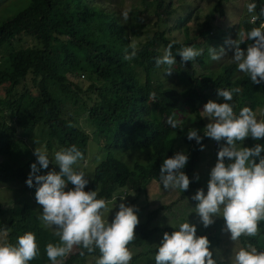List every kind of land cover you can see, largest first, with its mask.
<instances>
[{"label": "trees", "instance_id": "obj_1", "mask_svg": "<svg viewBox=\"0 0 264 264\" xmlns=\"http://www.w3.org/2000/svg\"><path fill=\"white\" fill-rule=\"evenodd\" d=\"M161 1L156 0V14H160ZM219 2L216 0L214 7L217 8ZM252 2L256 4L253 14L258 19L250 21L253 14L242 17L240 25L245 32L259 27L264 21V16L260 15L264 0H248V3ZM165 8L168 9V4ZM134 15L127 21L119 20L113 10L105 8L97 0H12L10 5L5 4V9L0 10V45L22 35L36 40V44L17 47L0 58V84H5L0 104L8 107L9 114L22 131L28 132L37 123L44 125L47 147H51L52 142L61 148L75 144L83 154L89 136L75 120L77 116L87 119L99 132L98 144L106 153L93 166L85 191H97L98 198L106 200L118 187L140 189L150 179L159 176L163 160L176 153V135L191 145L187 150L190 155L184 172L191 181L189 187L197 185L191 179V172L200 145L186 136L187 131L193 128H172L167 123L169 116L181 120L186 110L194 112L196 121L202 123L199 110L190 98H198L205 104L208 90L239 87L240 93L234 94L230 102L237 112L244 106L254 111L264 99V83L252 84L249 77L237 70L233 61L209 70L206 77L194 73L191 61L182 62L176 55L177 51L193 42L186 25L180 40L167 37L163 30H154L137 45V56L131 61L125 60V50L130 51L129 36H139L144 27L139 13ZM196 28V36L205 37L210 25L204 19L197 23ZM173 41L172 52L176 55L173 74L177 84L164 85L161 80L153 78V71L157 68L155 59L161 56L159 48L164 50ZM251 43L254 41H246L240 47L245 50ZM205 56L208 54L196 58L199 64L204 65L207 61ZM135 66L143 71L142 81L135 72ZM27 73L30 74L31 89L17 90L15 86ZM79 74L86 75V85L74 80ZM92 77L106 84L97 85L90 80ZM152 92L156 93L155 101L150 98ZM69 107L72 108L68 111ZM201 136L203 142L206 137L204 133ZM213 147L217 154L219 144L216 141ZM128 148L139 149V152L148 150L144 159H134L131 163L111 153L112 149ZM0 155L3 156L0 159V181L19 180L26 184L36 157L28 144L17 137L12 119L3 117H0ZM42 170L45 169L37 174L48 172L43 173ZM30 190L31 200L20 197L11 206V213L0 216V232L6 231L8 242L16 241L25 232H33L40 254L30 264H44L50 262L45 252L47 243H55L58 238L38 219L35 181ZM157 209L153 208L147 219L139 223L135 229L136 238L129 246L142 244L156 231H175L176 228L166 226H148L147 220ZM3 211L4 206L0 203V215ZM197 235L204 234L199 232ZM240 239L244 242V237ZM248 243L255 245L256 237L249 238ZM257 248L264 250V246ZM82 250L72 251L64 258L63 264H72L77 257H82L79 254ZM84 251V256H99L98 250L92 254ZM140 254L143 252L137 255ZM217 261L220 264V260ZM224 264H230V261L224 260Z\"/></svg>", "mask_w": 264, "mask_h": 264}, {"label": "clouds", "instance_id": "obj_2", "mask_svg": "<svg viewBox=\"0 0 264 264\" xmlns=\"http://www.w3.org/2000/svg\"><path fill=\"white\" fill-rule=\"evenodd\" d=\"M247 12L255 13L254 2L246 5ZM264 16V9H261ZM125 21L128 13H123ZM256 15H250L249 20L255 22ZM246 41H254L248 45L246 52L240 45ZM170 42L163 54L155 59L157 68L163 67L168 76L173 74L176 55L182 62L194 61L202 55V50L192 46L181 47L174 56L173 44ZM225 44L234 49L232 61L237 70L250 78L252 84L264 83V21L259 27L250 31H239L238 39H226ZM125 50L124 59L133 60L138 53V46L130 42ZM225 49L219 52L209 48V56L213 61L220 60ZM240 88H218L216 94L225 102L218 103L208 100L200 111L201 118L209 122L203 129L204 136L219 144L217 160L209 173L207 192L197 189L191 197L196 201L193 208L200 223L205 228L215 223L216 217H222V231L230 234L234 244L241 237L255 238L261 236L260 222H264V145L259 143L253 147L242 146L244 140L264 138V109L260 110V118L252 108L244 106L235 111L234 94L240 93ZM156 93H150L155 101ZM167 123L172 128H181L182 122L169 116ZM188 140H195L204 150L201 143L203 137L198 130L189 129ZM224 141V143H220ZM215 143V142H214ZM36 162L31 164V172L26 180L28 187H33L35 181V200L41 206L42 212L38 219L41 225L52 231L57 242H49L45 252L51 264H63V260L74 248L83 249L80 256L99 252L95 264H130L133 252L129 244L135 238V229L140 220L137 207L124 202L126 196H120L121 202L113 218L108 217L117 206V198L108 201L98 198L97 191H85L89 180L83 171L74 168L84 159L83 152L75 145L55 151L50 159L47 151L35 148ZM259 158V162H256ZM189 156L184 151H177L173 156L165 158L159 170L158 181L164 190L187 191L190 179L182 169L188 163ZM52 163L59 167L46 174H37L41 169H48ZM39 165V167L37 166ZM199 180V175L194 177ZM69 183L72 185L68 188ZM67 189V190H66ZM40 254L39 245L33 232L19 235L15 243L0 242V264H30ZM219 256V250H216ZM230 264H264V250H258L252 244L233 249L229 258ZM155 264H218L214 259L211 242L207 236H197V227L187 220L181 222L171 234L163 233L162 241L157 245L154 256ZM220 264L224 258L220 257Z\"/></svg>", "mask_w": 264, "mask_h": 264}, {"label": "rangeland", "instance_id": "obj_3", "mask_svg": "<svg viewBox=\"0 0 264 264\" xmlns=\"http://www.w3.org/2000/svg\"><path fill=\"white\" fill-rule=\"evenodd\" d=\"M105 8L111 9L115 12L119 20H124L123 13H128V18L135 17L134 13H139L140 19L144 23L142 28V33L137 36H129V42H135L137 45L149 37L152 32L156 29L163 30L167 37L180 40L183 37L184 25H186L188 34L192 39V47L197 50H202V54H208V57H204V65L199 64V61H191V66L194 68V73L207 76L209 70H216L221 63L232 61L234 55V49L230 48L225 44L226 39H238V33L242 30L241 18L249 17L250 13L247 12L246 5L248 0H220L219 5L214 7L216 0H162L161 7L159 8L160 14H156V0H97ZM12 0H0V10L5 9V4L10 5ZM168 4V9L165 5ZM253 14V13H252ZM184 18V19H183ZM183 19L182 21H179ZM207 20L210 25L209 30L205 37L196 36L197 23L201 20ZM125 21V20H124ZM217 36V38H216ZM204 38V39H203ZM36 40L28 35H22L7 42H3L0 45V58L12 49L20 46L34 45ZM225 49L224 56L218 60L213 61L209 56V48L215 49L219 52L220 48ZM247 49V48H246ZM245 49V52H246ZM161 55L163 54V49L159 48ZM135 72L140 81L143 79V71L140 67H134ZM86 75L79 74L74 77V80L80 82L82 85H86L88 82ZM153 78H157L162 81L164 85L177 84V79L174 74L168 76L164 73L163 67L156 68L153 71ZM97 85L106 84L105 81L98 78H90ZM84 82V83H83ZM17 90L28 91L31 89L30 74L27 73L23 79L19 81ZM181 87V86H179ZM5 84H0V99L4 96ZM264 95V94H263ZM215 100L218 103L225 102L222 97H218L216 90H208L206 102L208 100ZM191 103L200 111L203 109V102L198 98H190ZM72 107L67 108L68 111ZM187 108V106H186ZM264 109V99L260 107L255 108L258 118H260V110ZM183 118L180 120L182 126H189L193 129L198 130V134L201 136L204 127L209 122L207 118H202V123L200 124L196 121L194 112L185 111L182 115ZM201 116V115H200ZM0 117L5 120L12 119V122L16 125V135L19 139H23L34 153V149L42 148L47 151L49 158H53L55 151L61 149V146L56 142H52L51 147H47L45 144V139L47 137L46 128L44 125L37 123L28 132L22 131L21 127L16 123L15 120L9 114L8 107H4L0 104ZM76 124L84 129L89 138L87 140L86 151L84 153V159L79 161L77 165H74L79 171H83L86 178L89 180L92 175L93 166L104 157L105 150L98 144L99 132L93 128L87 119L82 116H77L75 120ZM215 140L206 137L203 142L204 150H198V158L191 172V179L197 183L192 187H189L187 191L180 190H164L163 186L159 184L158 177L150 179L146 185L141 186L140 189L127 188L125 186L118 187L114 191V194L108 201H113V198H117L116 207L109 214V221L114 216L115 211L118 210V204L121 202L120 196H126L124 202L128 205H135L138 209L137 215L140 222L147 219V214L153 209L158 208L157 211L147 220L148 226H160V227H171L178 228L181 222L188 221L195 224L197 227V233L201 232L208 237L211 242V249L213 250L214 259L220 260L222 256L224 260L230 261L229 258L232 251L235 248L245 246L248 243L249 237H244V242L240 239L235 244L230 239V234L222 231L224 227V220L222 217H216L215 223L208 228H205L202 223H200L199 218L193 208L196 205V201L192 200L191 197L196 193L197 189L203 188L205 193L207 192V182L209 180V173L211 168L215 165L217 160V154L214 151ZM264 145V138L260 140H253L248 137L244 140L242 146L253 147L255 144ZM191 146L188 143H184L176 135L175 141V152L184 151L187 153L188 147ZM191 148V147H190ZM139 149H121V150H111V153L115 156L117 155L122 160L127 163H131L134 159H144L146 151H137ZM264 156V152L261 153ZM3 156L0 155V159ZM256 162H259V158H256ZM55 170L58 172L59 167L52 163L49 164V168L42 170L43 173L47 171ZM184 171V169H182ZM199 175V180H196L195 175ZM72 185L69 183L68 188ZM67 190V189H66ZM20 197L25 199H32V192L30 188L19 180L12 181H0V203L4 206V211L0 215L1 217L11 213V206H13ZM38 213L42 212L40 205H35ZM261 236L256 237V244H252L254 247L264 246V222H260ZM167 231H156L150 236L145 238L142 244L138 246L130 245L128 246L130 251L133 252V259L130 264H155L154 256L157 250V245L162 241L163 233ZM171 234L170 232H168ZM198 236V235H197ZM6 237V231L0 232V242H8ZM15 243V241H9ZM77 248H74L75 251ZM219 250L220 255H216V250ZM258 249V248H257ZM143 252V254L137 255L138 252ZM98 258L96 255H86L84 257H77L72 264H95V260ZM51 264V262L44 263Z\"/></svg>", "mask_w": 264, "mask_h": 264}]
</instances>
